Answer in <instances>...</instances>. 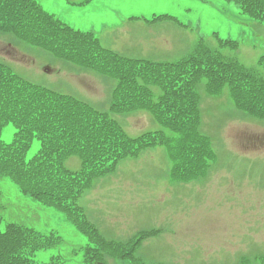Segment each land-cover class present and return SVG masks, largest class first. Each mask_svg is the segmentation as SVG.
Here are the masks:
<instances>
[{"label": "rangeland", "instance_id": "obj_1", "mask_svg": "<svg viewBox=\"0 0 264 264\" xmlns=\"http://www.w3.org/2000/svg\"><path fill=\"white\" fill-rule=\"evenodd\" d=\"M65 23L92 31L101 43L122 55L176 61L199 41L237 60L264 78V19L244 14L233 0H37ZM168 14L175 18L155 19ZM237 44L222 46L217 39ZM0 62L25 79L75 95L115 117L131 136L164 129L144 110L111 109L116 79L88 70L0 32ZM201 120L214 159L205 176L181 181L172 176L168 149L145 148L121 160L116 169L95 180L79 198L88 219L107 239L125 242L149 231L133 256H113L107 264H260L264 256V120L238 108L228 86L210 93L206 79L197 82ZM8 123L1 134L14 140ZM178 134L171 131L169 137ZM35 139L27 152L39 149ZM81 166L78 157L66 162ZM0 229L16 222L43 234L61 237L57 245L36 252L48 262L59 256L66 264H84L88 237L66 215L23 194L8 177H0Z\"/></svg>", "mask_w": 264, "mask_h": 264}, {"label": "trees", "instance_id": "obj_2", "mask_svg": "<svg viewBox=\"0 0 264 264\" xmlns=\"http://www.w3.org/2000/svg\"><path fill=\"white\" fill-rule=\"evenodd\" d=\"M233 1L243 13L264 19V0ZM0 31L115 78L111 109L116 113L147 111L164 128L131 136L108 112L75 95L33 83L0 62V177L10 178L23 194L62 211L88 237L84 264H107L113 256L127 258L148 235L141 232L125 242L105 238L79 203L96 179L153 145L168 149L171 173L177 180L195 179L208 168L213 149L199 130L201 110L195 88L199 79L207 80L213 94L228 86L238 108L264 120V78L204 43L176 62L128 57L105 47L92 31L65 23L37 0H0ZM8 123L16 128L9 143L1 137ZM171 131L178 136L169 137ZM35 139L40 147L28 159ZM72 156L80 159L79 169L67 166ZM60 242L54 232L45 235L25 224L7 223L0 229V264H66L59 256L48 262L35 258L37 251Z\"/></svg>", "mask_w": 264, "mask_h": 264}]
</instances>
